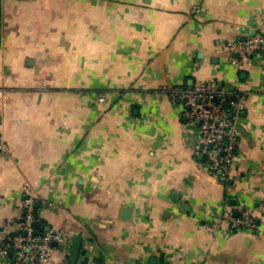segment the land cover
Here are the masks:
<instances>
[{
    "label": "crops",
    "instance_id": "obj_1",
    "mask_svg": "<svg viewBox=\"0 0 264 264\" xmlns=\"http://www.w3.org/2000/svg\"><path fill=\"white\" fill-rule=\"evenodd\" d=\"M258 33L264 0H0V221L28 184L48 264H264V215L220 223L264 200V55L224 50ZM206 82L248 94L223 184L163 92Z\"/></svg>",
    "mask_w": 264,
    "mask_h": 264
},
{
    "label": "built area",
    "instance_id": "obj_2",
    "mask_svg": "<svg viewBox=\"0 0 264 264\" xmlns=\"http://www.w3.org/2000/svg\"><path fill=\"white\" fill-rule=\"evenodd\" d=\"M224 50L233 59V65L240 67L250 63L253 55H264V33L236 38L226 43ZM170 102L180 109L187 124L198 130L194 152L204 159L208 172L219 183L226 182L227 171L236 159L240 139L238 119L246 106L248 94L235 89L221 90L215 82L198 83L192 88L164 87ZM2 92L0 91V98ZM101 95L98 103H105ZM7 147L0 136V155ZM21 216L18 222L0 221V253L6 257V264H48L53 244L64 246L60 232H40L33 227L37 220L33 188L23 187ZM264 215V200L254 209L243 207L237 215L228 214L220 223L229 231H249ZM220 224L211 223L209 233L215 235ZM221 229V228H220Z\"/></svg>",
    "mask_w": 264,
    "mask_h": 264
},
{
    "label": "water",
    "instance_id": "obj_3",
    "mask_svg": "<svg viewBox=\"0 0 264 264\" xmlns=\"http://www.w3.org/2000/svg\"><path fill=\"white\" fill-rule=\"evenodd\" d=\"M234 57L236 58L237 56L234 55ZM254 57H256V55H253L251 57V59H253ZM201 158V157H200ZM36 207V205H34V208ZM33 227L37 230H41V223L36 220L34 223H33ZM44 232H48L50 230V228H44L43 229ZM53 247H56V244H53L52 245ZM81 246H82V239L81 238H77L72 246L70 247V251H69V264H77L78 260H79V256H80V252H81ZM151 264H154V260L151 261Z\"/></svg>",
    "mask_w": 264,
    "mask_h": 264
},
{
    "label": "trees",
    "instance_id": "obj_4",
    "mask_svg": "<svg viewBox=\"0 0 264 264\" xmlns=\"http://www.w3.org/2000/svg\"><path fill=\"white\" fill-rule=\"evenodd\" d=\"M40 232H42V231H40Z\"/></svg>",
    "mask_w": 264,
    "mask_h": 264
}]
</instances>
